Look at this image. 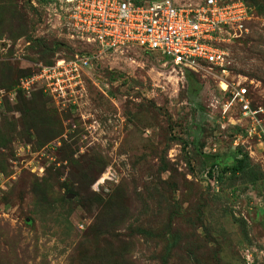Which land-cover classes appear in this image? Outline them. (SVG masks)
Segmentation results:
<instances>
[{
    "label": "rangeland",
    "instance_id": "rangeland-1",
    "mask_svg": "<svg viewBox=\"0 0 264 264\" xmlns=\"http://www.w3.org/2000/svg\"><path fill=\"white\" fill-rule=\"evenodd\" d=\"M61 1L0 0V264H264V180L224 169L242 150L264 174V152L223 118L222 74L97 53ZM242 1L222 79L264 117V0ZM78 52L73 92L21 87Z\"/></svg>",
    "mask_w": 264,
    "mask_h": 264
},
{
    "label": "built area",
    "instance_id": "built-area-1",
    "mask_svg": "<svg viewBox=\"0 0 264 264\" xmlns=\"http://www.w3.org/2000/svg\"><path fill=\"white\" fill-rule=\"evenodd\" d=\"M63 1L71 38L98 47L100 53L138 49L157 54L173 71L183 76L188 71L195 74L219 71L222 74L220 81L227 86L223 92L229 93V98L222 104L223 118L232 115L230 118L235 123H246L245 139L248 143L256 141L255 146L264 152L263 109L253 106L250 91L242 83L231 84L222 79L227 77L230 65V53L224 45L246 32V21L253 17L252 9L244 1ZM79 58L88 65L95 55L78 54L69 60V64L59 61L55 66L44 67L23 81L21 87L28 91L32 85L40 83L45 92L52 89L57 93L60 85L66 84V88L73 92L80 84L76 62ZM63 75L66 79L62 78ZM251 147L248 148L250 154Z\"/></svg>",
    "mask_w": 264,
    "mask_h": 264
},
{
    "label": "trees",
    "instance_id": "trees-1",
    "mask_svg": "<svg viewBox=\"0 0 264 264\" xmlns=\"http://www.w3.org/2000/svg\"><path fill=\"white\" fill-rule=\"evenodd\" d=\"M93 48H96L97 53H98L99 48L98 47H93ZM78 53H80V52H78ZM80 54H82V53H80ZM90 54L97 55L96 53H94V54L90 53ZM74 57H75V55H74ZM187 73H192L193 74V72H190V71H188ZM223 95H224L225 99L229 98V93H224L223 92ZM217 165H220L219 162L214 163L213 167L210 170H208L207 175H209L210 177L213 176V171L215 169H218ZM224 169H225V171H229V172H231L232 174H235V175L236 174H241L242 172L246 173V171H247V172H249V175L253 176L252 180H251L252 183H257L258 180L259 181L260 180H264L263 172L257 173V174L255 173L256 166L251 164L249 154L246 153V152H243L242 150H238L237 151V154L234 157L233 165L231 167L224 168Z\"/></svg>",
    "mask_w": 264,
    "mask_h": 264
},
{
    "label": "bare ground",
    "instance_id": "bare-ground-1",
    "mask_svg": "<svg viewBox=\"0 0 264 264\" xmlns=\"http://www.w3.org/2000/svg\"><path fill=\"white\" fill-rule=\"evenodd\" d=\"M220 82H222V83H224V84H225V82H223V81H220Z\"/></svg>",
    "mask_w": 264,
    "mask_h": 264
}]
</instances>
